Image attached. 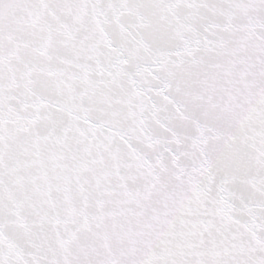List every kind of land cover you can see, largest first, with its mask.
Wrapping results in <instances>:
<instances>
[{
	"label": "snow or ice",
	"instance_id": "1",
	"mask_svg": "<svg viewBox=\"0 0 264 264\" xmlns=\"http://www.w3.org/2000/svg\"><path fill=\"white\" fill-rule=\"evenodd\" d=\"M0 264H264V0H0Z\"/></svg>",
	"mask_w": 264,
	"mask_h": 264
}]
</instances>
